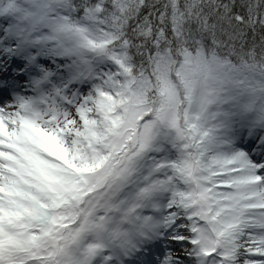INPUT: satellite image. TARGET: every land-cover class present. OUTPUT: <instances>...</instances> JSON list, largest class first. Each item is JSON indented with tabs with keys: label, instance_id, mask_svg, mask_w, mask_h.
Segmentation results:
<instances>
[{
	"label": "snow or ice",
	"instance_id": "snow-or-ice-1",
	"mask_svg": "<svg viewBox=\"0 0 264 264\" xmlns=\"http://www.w3.org/2000/svg\"><path fill=\"white\" fill-rule=\"evenodd\" d=\"M0 264H264V0H0Z\"/></svg>",
	"mask_w": 264,
	"mask_h": 264
}]
</instances>
